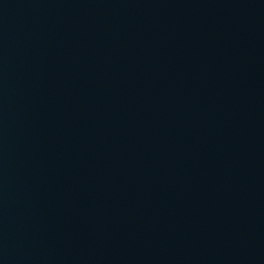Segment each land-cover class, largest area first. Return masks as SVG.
Here are the masks:
<instances>
[{
	"label": "water",
	"instance_id": "95a60500",
	"mask_svg": "<svg viewBox=\"0 0 264 264\" xmlns=\"http://www.w3.org/2000/svg\"><path fill=\"white\" fill-rule=\"evenodd\" d=\"M0 264H264V0H0Z\"/></svg>",
	"mask_w": 264,
	"mask_h": 264
}]
</instances>
